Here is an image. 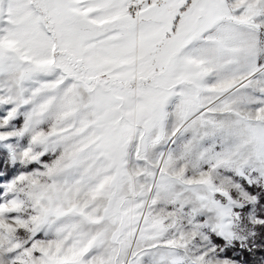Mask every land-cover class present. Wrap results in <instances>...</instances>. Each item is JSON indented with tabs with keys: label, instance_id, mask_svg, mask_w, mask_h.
<instances>
[{
	"label": "snow or ice",
	"instance_id": "obj_1",
	"mask_svg": "<svg viewBox=\"0 0 264 264\" xmlns=\"http://www.w3.org/2000/svg\"><path fill=\"white\" fill-rule=\"evenodd\" d=\"M0 264H264V0H0Z\"/></svg>",
	"mask_w": 264,
	"mask_h": 264
}]
</instances>
